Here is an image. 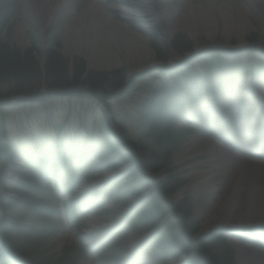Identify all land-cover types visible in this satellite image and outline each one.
<instances>
[{
    "label": "rangeland",
    "instance_id": "374dc122",
    "mask_svg": "<svg viewBox=\"0 0 264 264\" xmlns=\"http://www.w3.org/2000/svg\"><path fill=\"white\" fill-rule=\"evenodd\" d=\"M31 5V0H0V134L8 137L13 153L33 155L31 161L51 139L61 147L81 145L86 158L71 167H39L19 157L8 162L0 152V264H242L231 238L264 241V225L219 226L204 233V218L195 214L211 196L199 190L177 203L173 196L189 185L180 153L200 136L264 152V30H251L243 45L236 36L226 41L216 33L218 44L197 50L188 34L175 33L169 45L153 27V66L131 75L126 67L105 74L88 71L84 59L65 57L58 32L62 9L40 33ZM20 25L25 46L16 35ZM198 40L209 44L205 35ZM38 70L40 88L28 95L33 102H17L35 88ZM57 70L64 76L57 77ZM245 71L247 77L239 76ZM222 72L239 82L209 95L208 81L214 93L223 84ZM86 81L103 86L94 89ZM64 82L70 88H52ZM66 91L67 96L54 95ZM103 120L117 141L108 138ZM17 142L24 144L16 148ZM101 147L105 161L97 154ZM259 185L255 191L262 194L263 177ZM85 214L100 223L86 241L80 218ZM68 228H77L73 244L51 246ZM239 245L248 249L246 242Z\"/></svg>",
    "mask_w": 264,
    "mask_h": 264
},
{
    "label": "bare ground",
    "instance_id": "6f19581e",
    "mask_svg": "<svg viewBox=\"0 0 264 264\" xmlns=\"http://www.w3.org/2000/svg\"><path fill=\"white\" fill-rule=\"evenodd\" d=\"M110 1L31 0V8L40 33L50 25L54 14L62 9L64 16L59 17L62 24H59L58 32L63 40L65 57L72 61L84 59L88 71L105 74L126 67L131 75L153 66L157 62L149 38L153 27L159 28L169 45L175 33L188 34L197 50L218 44L216 33L226 41L236 36L239 45H243L251 30H264V0ZM133 23L136 28L132 27ZM16 35L20 45L25 46L22 25L17 28ZM202 35L207 37L208 45L199 42L198 37ZM41 41L44 48V36ZM224 140L230 141L229 138ZM179 157L183 160L189 185L177 192L173 201L177 203L199 190L211 196L208 206L195 214L198 220L204 218V233L219 226L252 228L264 225V188L262 194L255 191L260 187L259 180L264 178V152L232 146L222 139L205 135L194 139ZM204 157H208L207 161H202ZM232 163L234 165L229 167L228 164ZM222 186H225V193L218 191ZM243 191L246 196L239 197ZM85 217L89 224L100 226L92 214ZM117 226L112 228L113 233ZM237 235L231 239L238 248V261L242 264H264V241L258 249L251 239ZM73 241V234H69L55 236L49 243L63 249ZM242 241L248 243V249L240 247L239 242Z\"/></svg>",
    "mask_w": 264,
    "mask_h": 264
},
{
    "label": "trees",
    "instance_id": "16d2710c",
    "mask_svg": "<svg viewBox=\"0 0 264 264\" xmlns=\"http://www.w3.org/2000/svg\"><path fill=\"white\" fill-rule=\"evenodd\" d=\"M54 46H57L56 44H54ZM58 47V46H57ZM166 55L164 54V57H163V59H165L166 60ZM54 74L55 75H57V77H59L60 75L61 76H64V73H62V71H55L54 72ZM82 74V73H81ZM239 74V76H243V77H247L249 74H248V72L247 71H245V72H242V73H238ZM48 75V77H50V75L49 74H47ZM41 77H42V74H41V72L38 70L37 71V84L34 86L35 88H32V89H29V90H27V91H25V92H22V94H20V95H24V96H26V97H28V95H31L32 94V92L33 91H35V90H38L39 88H40V85H41ZM230 78V76H228V73H225V72H222V73H220L219 74V78H218V80H220V81H222L223 82V84L225 83V82H227V83H230V81H233V80H230L229 79ZM79 80L80 79H78V80H76V83H74V85H76L78 82H79ZM62 82V81H61ZM99 83V82H98ZM85 84H87V85H90V87L91 88H94V89H100V88H102V86L103 85H101L102 83L100 82L99 84H95V82H92V81H86V83ZM223 84H221V85H219L218 87H216L215 88V90H214V93L215 94H219V92L221 91V89H222V85ZM70 85H68V82H64V83H61V84H59V85H54V86H52V88L54 89V90H62V91H64V90H66L67 88H70L69 87ZM224 86V85H223ZM170 113L172 114V115H175L176 114V110H172V108H170ZM170 113H168L169 115H170ZM170 117V116H169ZM104 119V118H103ZM103 126L107 129V133H108V138H110V139H112V140H114V141H117L116 139H115V135H114V133L110 130V128H109V123L106 121V120H103ZM7 136L5 135V133L3 132V133H1L0 134V152H3L4 154H5V157L8 159V162H10V161H12V159H13V157H19L20 159H22L23 160V162L25 163V164H33V165H38V164H41V163H43L44 164V162L46 161V159H47V157L48 158H51V160L52 161H54V162H56L57 163V166H62V167H64V166H66V167H68V166H70V163H71V161H73V160H77L78 158H83L85 155L84 154H86V151L84 150V151H77V146H76V148H74V147H71V145H69V144H65V146L64 147H61L59 144H58V141L56 140V141H54V140H52L51 139V143H49V144H47L46 146H44L42 149H41V151L43 152V154L42 155H37L36 157H34V158H38V159H35L34 161H31V159L30 158H32L33 157V155H31V156H29V157H27L26 155H27V151H24L23 153H25L26 155H24L23 156V153H20L19 152V150H18V152H16V153H13V150H12V148H11V145H10V142L7 140ZM34 138V137H33ZM32 137H31V139H32V141L34 140ZM28 139V138H27ZM44 139H50V137H48V135L47 136H45L44 137ZM18 144H16L15 146H16V148H18V147H21L22 146V144L21 143H19V142H17ZM35 147H38L40 144H39V142H36L35 141V143L33 144ZM81 146V145H80ZM118 147V146H117ZM101 151L100 150H98L97 149V154L99 155V158H102L103 159V151H104V149H103V147H101ZM120 153H121V150H120ZM122 154L123 155H127L126 153H123L122 152ZM40 157V158H39ZM43 158L45 159V161L43 160ZM84 158H86V157H84ZM103 161H105L104 159H103ZM142 162H143V164L145 165L146 163H145V161L144 160H142ZM69 163V164H68ZM102 166V167H101ZM71 167V166H70ZM11 168V167H10ZM98 168H104V164L102 165H99V167ZM171 191H168V194L170 193ZM167 194V193H166ZM0 199H1V201H3L2 200V196L0 195ZM193 234V233H192ZM162 236H164V235H162ZM164 238H168V237H162V239H164ZM182 238H180V240H181ZM197 256H198V254H196ZM167 257H172V256H167ZM199 257V256H198Z\"/></svg>",
    "mask_w": 264,
    "mask_h": 264
},
{
    "label": "water",
    "instance_id": "95a60500",
    "mask_svg": "<svg viewBox=\"0 0 264 264\" xmlns=\"http://www.w3.org/2000/svg\"><path fill=\"white\" fill-rule=\"evenodd\" d=\"M70 93V91H66V92H60V93H54V95L57 96H67ZM15 100L17 102H33L34 100V96H30V97H17L15 98Z\"/></svg>",
    "mask_w": 264,
    "mask_h": 264
}]
</instances>
